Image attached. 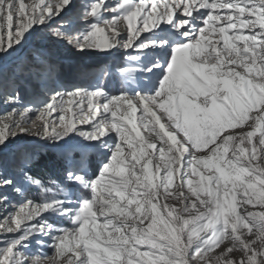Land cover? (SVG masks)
Returning a JSON list of instances; mask_svg holds the SVG:
<instances>
[{
    "label": "snow or ice",
    "instance_id": "obj_1",
    "mask_svg": "<svg viewBox=\"0 0 264 264\" xmlns=\"http://www.w3.org/2000/svg\"><path fill=\"white\" fill-rule=\"evenodd\" d=\"M45 262L264 264V0H0V264Z\"/></svg>",
    "mask_w": 264,
    "mask_h": 264
},
{
    "label": "rangeland",
    "instance_id": "obj_2",
    "mask_svg": "<svg viewBox=\"0 0 264 264\" xmlns=\"http://www.w3.org/2000/svg\"><path fill=\"white\" fill-rule=\"evenodd\" d=\"M25 2H29V0H25ZM217 38H218V34L212 33L208 37V40L214 41ZM53 55L55 58H59L61 61H68V64L65 63L64 69L62 71H60V79H61L62 83H66L69 85L74 84L75 82L76 83L81 82V77L83 75L84 70L81 73L76 71L77 65H81L82 67L85 65H88L87 67H85V69H87V68L94 66L95 64H97L100 61L106 60L108 62H113L119 58L118 54L116 56L99 57V56H94L93 54H87V55L78 54L75 51H67V53L65 52L64 54H62V52L60 50H53ZM7 67L8 68L12 67L11 62H8ZM75 74H79V76L76 77ZM33 120L35 122H33L30 125H25V126L26 127L32 126L35 130L36 126L39 124L40 121L36 117H34ZM151 134L154 135V133H151ZM45 161H47L48 167L42 165V162H45ZM42 162H41L40 166L37 168L38 178H41L44 180H47L49 177L59 178V168L57 166L51 164L47 156H45L43 158ZM44 251L47 253V256L49 259H51L53 257L52 249L49 248V249H45ZM45 264H46V262H45Z\"/></svg>",
    "mask_w": 264,
    "mask_h": 264
},
{
    "label": "bare ground",
    "instance_id": "obj_3",
    "mask_svg": "<svg viewBox=\"0 0 264 264\" xmlns=\"http://www.w3.org/2000/svg\"><path fill=\"white\" fill-rule=\"evenodd\" d=\"M25 3H32V0H29V2H25ZM61 52H62V54H64L65 52L67 53V51L68 50H66V49H61L60 50ZM94 56H99V57H102V56H100V55H96V54H93ZM56 59V62H57V64L59 65V67H60V71H62L63 69H64V64L65 63H67L68 64V61H61L59 58H55ZM9 62H11V61H9ZM61 64V65H60ZM66 64V65H67ZM88 65H85V66H81V65H77V67H76V71H78L79 73H81L83 70H85V67H87ZM84 72V71H83ZM75 76L76 77H78L79 76V74H75ZM76 83V82H75ZM175 103V102H174ZM137 115H139V112L137 113ZM35 122V121H34ZM161 122H163V121H161ZM30 127V126H29ZM32 127V126H31ZM158 127V126H157ZM33 128V127H32ZM34 129V128H33ZM141 135L142 136H144L145 138H149V133L148 132H146V131H144L143 129H141ZM150 138L153 140V141H156L158 138H156L155 137V133H154V135H150ZM201 151H203L204 149L202 148V149H200ZM193 181H194V186H197L198 185V181H199V177H193ZM173 186H175V183H174V185ZM229 199H231V197H229ZM237 200H239V196H237ZM168 203H170V204H174L175 203V201L174 200H172V199H170L169 201H168ZM249 208H253V206H249ZM238 210H239V208H238ZM253 210H256V211H259L260 209L258 208V207H255V208H253Z\"/></svg>",
    "mask_w": 264,
    "mask_h": 264
},
{
    "label": "trees",
    "instance_id": "obj_4",
    "mask_svg": "<svg viewBox=\"0 0 264 264\" xmlns=\"http://www.w3.org/2000/svg\"><path fill=\"white\" fill-rule=\"evenodd\" d=\"M42 165L48 167V166H47V161L42 162Z\"/></svg>",
    "mask_w": 264,
    "mask_h": 264
}]
</instances>
